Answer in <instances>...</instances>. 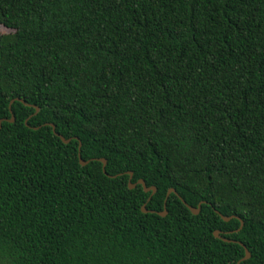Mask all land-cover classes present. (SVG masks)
Listing matches in <instances>:
<instances>
[{
	"label": "trees",
	"instance_id": "trees-1",
	"mask_svg": "<svg viewBox=\"0 0 264 264\" xmlns=\"http://www.w3.org/2000/svg\"><path fill=\"white\" fill-rule=\"evenodd\" d=\"M0 26V264H264V0H0Z\"/></svg>",
	"mask_w": 264,
	"mask_h": 264
},
{
	"label": "water",
	"instance_id": "water-1",
	"mask_svg": "<svg viewBox=\"0 0 264 264\" xmlns=\"http://www.w3.org/2000/svg\"><path fill=\"white\" fill-rule=\"evenodd\" d=\"M18 100H20V101H22V102H25V101L22 100V99H18ZM14 101H15V100H12V101H11V104H10L11 112H12V104L14 103ZM36 110H37L36 113H38L39 108L36 107ZM12 113H13V112H12ZM14 121H15V116L12 114L11 122H14ZM26 124H27V122H26ZM47 125H50V126L53 127V131L55 132V134H57V135L62 139V141H63L64 143H67V144H68V143H70V142L72 141V138L67 139V138H65L64 136H62L61 134H59V133L56 131V125H55L54 123H48ZM1 127H2V122H0V129H1ZM36 128H39V127H36ZM81 147H82V144L80 143V144H79V154H78V156H79L80 163H81L83 166H85V165H87L88 163H90L91 160L85 161V160L82 158ZM97 160H99V161H101V162L103 163V170H104V173H105L106 175H108L109 177H112V178H116V177H118V175H109V174L107 173V171H106V166H107V162H108V161H107L106 158H100V159H97ZM129 174H130L129 187H130V188H135L138 184H141V185L143 186L145 192H151V195H150V197L148 198V201H150L151 198H152V196L156 193L157 188H156L155 186L148 187V186L146 185V182H145L143 179L138 180L137 183H132L131 180H132V178H133V172H129ZM171 193H177V191H176L174 188L169 189L168 194H167V198H166V201H165V210H164L163 212H158L161 216H166L167 213H168V212H167V209H166V206H167V200H168L169 196L171 195ZM182 200H183V199H182ZM183 202L189 207V209L193 212V214H199V213H200L202 203H200V204L198 205V207L195 208V207H193V206H191V205H188V204L186 203L185 200H183ZM146 205H147V203L144 204L143 207H142V211H143L144 213H149V212L155 213V211L147 209ZM221 216H222V218H223L225 221H230L231 219H234V218H240V217H237V216H235V215H232V216H229V217H228V216H224V215L221 214ZM243 225H244V221H241L240 229L243 227ZM240 229L236 230L235 232H238ZM221 233H222V232H221L220 230H216V231H214V235H215L217 238L223 239L224 241H227V242H231V241H233V242H238V241H235V240H230V239H227V238H223L222 235H221ZM239 243L242 244V245L245 247V252H246V254H245V256H244V257L238 262V264H240L241 261H244V260L249 259L250 256H251V254H250L249 250L246 248L245 244H243L242 242H239Z\"/></svg>",
	"mask_w": 264,
	"mask_h": 264
},
{
	"label": "rangeland",
	"instance_id": "rangeland-1",
	"mask_svg": "<svg viewBox=\"0 0 264 264\" xmlns=\"http://www.w3.org/2000/svg\"><path fill=\"white\" fill-rule=\"evenodd\" d=\"M5 32H9V30H7L4 27L0 26V34L5 33Z\"/></svg>",
	"mask_w": 264,
	"mask_h": 264
},
{
	"label": "flooded vegetation",
	"instance_id": "flooded-vegetation-1",
	"mask_svg": "<svg viewBox=\"0 0 264 264\" xmlns=\"http://www.w3.org/2000/svg\"><path fill=\"white\" fill-rule=\"evenodd\" d=\"M227 234V233H226ZM221 235H222V233H221Z\"/></svg>",
	"mask_w": 264,
	"mask_h": 264
}]
</instances>
